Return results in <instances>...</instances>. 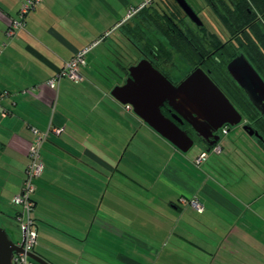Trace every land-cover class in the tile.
<instances>
[{"label":"crops","instance_id":"0c3cea01","mask_svg":"<svg viewBox=\"0 0 264 264\" xmlns=\"http://www.w3.org/2000/svg\"><path fill=\"white\" fill-rule=\"evenodd\" d=\"M144 1L44 0L28 15L25 29L10 39L6 30L23 0H0V222L16 223L18 209L12 200L23 184L34 140L31 128L61 129L59 135L50 133L43 146L44 171L33 196L38 231L34 252L47 260L52 261L44 252V238L53 231L76 243L71 264H108L111 259L112 264L134 263L123 253L125 200L107 194L110 187L119 191L113 180L130 171L123 160L137 136L136 120L133 110L111 96L116 81L108 90L93 77L109 82L104 64L111 59L121 62L117 79L136 64L135 58L127 65L113 58H123L125 44L136 49L130 32L141 12L124 19ZM97 41L86 56L81 82L63 79L57 88L48 85L77 52ZM144 129L165 146L168 159L149 172L147 187L156 191L148 199L154 212L149 226L138 213L129 220L136 221L138 231L147 228L155 246L165 244L160 263L264 264L263 171L250 166L249 174L239 171L237 178L223 177L217 167H197L193 177L191 163L177 148L150 127ZM211 149L201 145V153ZM195 200L202 212L191 205ZM7 206L14 209L13 216L6 213Z\"/></svg>","mask_w":264,"mask_h":264},{"label":"rangeland","instance_id":"374dc122","mask_svg":"<svg viewBox=\"0 0 264 264\" xmlns=\"http://www.w3.org/2000/svg\"><path fill=\"white\" fill-rule=\"evenodd\" d=\"M172 1L166 0L167 3H172ZM214 2L219 9H223L219 0H214ZM190 3L192 4V2ZM194 5L197 7L203 5V0H194ZM159 13H161V10L151 7L139 14L132 22L133 29H130V38L133 40L134 45H136V49H133L129 44H125L124 52H121L123 58L115 55L113 59H115V57L121 59L122 63L127 65V62L130 61L129 58H135L136 61V57L138 56L137 49L140 52H147L152 59L154 54L151 52H155L159 59L157 65L165 68L169 73L173 74L172 76H174L175 79L179 80L193 69V65L188 63L178 50L173 47L172 41H170L172 32L177 33V31H181L187 33L189 30L191 33L193 32L192 34L195 37L199 36L205 39L215 40L219 38L224 41V39L229 38L228 31L218 22L217 15L209 8H205L202 13L198 14L204 23L202 28L197 27L191 22L179 8L173 14L175 22L177 23H175V25L171 22L170 24L167 22L165 24ZM235 30L236 32L239 31V27H236ZM115 61L111 59L104 64V66H108L106 73L109 82L106 81L107 79L105 77H93V80L96 82L98 81V83L102 84V86L106 87L108 90L113 87V83L117 80V73L120 72L117 63L121 62L118 60ZM92 67L95 68L94 65H92ZM77 103L82 104L80 102ZM85 104H87V102ZM131 118L136 120L134 126L136 130L135 135L137 136L123 160V164L126 165L125 170L127 171V167H129L130 171L128 170L129 172H125V175L119 174L116 176L113 182L119 183V191L113 190L110 187L107 198L110 197L111 194L113 196L115 193V196L119 198L122 197L125 200L122 212L125 215L124 219L126 224V229H124L125 243L123 249L125 257L132 260L134 262L132 264H161L159 257L162 255V259L167 251L164 247L165 244H157V246H155L154 239L148 234V229L142 227L140 231L136 230V221L129 220V216L138 213L145 220L143 223L146 224V227L149 226V219L151 218L149 215L154 214V212H150L148 199L151 197V192H156L147 187V183L151 181L149 172L158 168L161 169L160 167H162L165 164V160L168 159V153L164 145H160L159 141L155 142L147 136V129H144L148 128L147 125L133 112H131ZM228 134V136L222 137L220 141L222 154L216 156L213 153H208L207 161L201 165V168L217 167L223 177H232L236 175L238 176L237 178H239L240 172L242 174L243 172L249 174L250 170L248 168L251 166L260 169V171L262 170L264 177V148L255 138L249 137L243 132L240 127H230ZM201 151V145L195 143L187 153L179 152L182 157L191 163L187 164L188 168L192 171L191 175L193 177H196L198 170L200 171V169H197V167L193 165V162ZM133 181H135V185L132 183ZM137 182L141 184L146 183V186L141 185L139 187V185H136ZM151 208L153 207L151 206ZM6 209V213L13 216L14 209L10 206H7ZM132 223L134 225L133 228L129 227ZM0 225L14 243L17 244L21 241L22 234L17 223L12 220L7 222L2 219ZM131 228L133 230H131ZM44 239L45 242L43 245L46 249L44 252L52 260H48L50 263L71 264L75 260L78 247H76V243L71 241L70 238L60 236L58 233L50 231V234L46 235ZM41 240L42 237L39 241ZM156 241H162V239L158 238ZM64 244H67V246H63ZM110 261L111 262L108 264L113 263L112 259ZM124 264L130 263L126 262Z\"/></svg>","mask_w":264,"mask_h":264},{"label":"water","instance_id":"95a60500","mask_svg":"<svg viewBox=\"0 0 264 264\" xmlns=\"http://www.w3.org/2000/svg\"><path fill=\"white\" fill-rule=\"evenodd\" d=\"M177 1L189 18L201 26V21L186 1ZM229 69L238 84L249 95L253 106L264 117L263 79L244 57L232 62ZM129 72L131 77L128 82L123 86L114 87L111 96L120 104L131 107L140 120L182 153H187L195 142L174 121L163 114L162 108L166 103L176 112L177 115L173 118L178 123H182L181 119H185L196 131H199L196 124L204 128L209 135L208 139H213L210 148L220 141L214 136L215 132L225 126L242 125L243 116L200 69L178 86H174L147 61L132 66ZM176 100H180L182 104H175ZM243 131L251 137L264 141L260 134L248 125L243 127ZM19 252L21 248L10 239L0 225V264H13V258ZM30 258L36 264H52L35 252L30 254Z\"/></svg>","mask_w":264,"mask_h":264},{"label":"flooded vegetation","instance_id":"af4514ba","mask_svg":"<svg viewBox=\"0 0 264 264\" xmlns=\"http://www.w3.org/2000/svg\"><path fill=\"white\" fill-rule=\"evenodd\" d=\"M160 1L155 0L154 2L151 3L149 7L150 8L155 7V9L161 10V13L159 14L161 18H163L162 20L163 22H165V24L166 22L169 24L171 22L173 25H175L176 22L173 14L178 8L186 15L187 18H189V16L180 7L177 0H173V1L171 0L172 3L171 2L167 3L166 0H163L165 1L164 5H162ZM185 1L201 21L202 25L198 26L189 18L190 21L193 22L199 28H202L204 26V23L202 22V20L200 19V15L198 14L202 13L205 8H209L214 12V8L217 7V4L214 2V0H203V5L199 7L194 5V0L192 1L185 0ZM219 1L221 2L223 9H225L226 7L228 8L231 7L233 10H235L236 8L235 5L233 4L234 0H219ZM190 2H192V4ZM218 22L221 23L219 20ZM243 31H240L241 34ZM192 33L191 31L188 30L187 33L177 31V33L172 32L171 34L172 38L170 41H172L173 47L178 50V52L185 58L186 61H188V63L193 65V69L189 71L187 74H185L183 78L179 80L175 79L174 76H172L173 75L172 73H169L165 68L157 65L159 59L156 56L155 52H151L154 54V57L152 59L147 52L145 51L140 52L137 49L138 56L136 57V61H135L136 64L134 66L138 65L141 61H147L154 67V69H156L162 75H164L174 86L180 85L188 77H190L192 73L200 69L212 80V82L228 98L231 104L253 105L249 95L247 94L245 89L238 84L231 70L229 69V66L231 65L232 62H234L240 57H244L252 65V67L256 70V72L260 75V77L264 81V76L257 70L249 54L245 53L244 52L245 49H242L238 43V40H240V38L244 41L245 38L242 37L241 34L236 35L237 34L236 32H232V33L228 32L229 38L224 39V41L219 38H216L214 40V39H205L199 36L195 37ZM193 43L195 44L196 47L193 46ZM249 48L251 49V47ZM129 69L128 70L126 69L123 75H121L120 78L116 80L114 87L123 86L128 82V80L131 77ZM175 104H182V103L180 102V100H176ZM234 107L243 116L242 125L239 127L243 130V127L245 125L250 126L252 129L257 131L264 140V134L261 133L260 130L261 126L259 124L261 120L260 119L253 120L251 117H249L248 115L244 114L241 110H239L236 106ZM179 109L182 111L181 108ZM162 112L166 117L170 118L182 130H184L194 140L195 143H199L200 145L204 146L207 149L210 148L213 139H208L209 135L204 130V128L196 124V127L199 129V131H196L194 127L185 119H181L182 123H178L177 120L173 118L177 114L173 109H171L168 103H166V105L162 108ZM259 114L261 116V119L264 121V117L261 115L260 112ZM214 136L221 139L222 129H220L218 132H215ZM259 141L264 145V141L262 140Z\"/></svg>","mask_w":264,"mask_h":264},{"label":"built area","instance_id":"2783aa9c","mask_svg":"<svg viewBox=\"0 0 264 264\" xmlns=\"http://www.w3.org/2000/svg\"><path fill=\"white\" fill-rule=\"evenodd\" d=\"M44 0H23V4L18 12V17L14 19L11 25L6 30L7 38L15 37L20 31L26 27V21L28 15L36 9ZM155 0H145L141 6L131 8L124 22L132 19L139 14L144 8L149 6ZM100 41L85 47L75 54V56L68 61L63 68L57 73V75L48 82V85L52 88H57L60 81L63 79H69L73 82H81L83 80L81 70L86 66V56L90 53ZM129 111L132 108L127 106ZM31 131L34 135V140L28 151V165L25 170L24 180L20 192L13 197V205L19 208V214L16 218L17 225L21 231L22 238L17 245L21 248V252L16 254L13 258V264H36L31 258L30 254L34 252L37 241L38 231L35 227V221L33 219V211L35 208V202L33 196L36 192V181L42 176L44 171V165L42 162V149L47 141L50 133L59 135L62 130L57 128H50L47 131H40L37 128L32 127ZM228 128L222 129V135H228ZM215 154L222 152V146L218 143L210 150ZM209 152V153H210ZM208 158V152H202L194 161L196 167H201ZM191 205L198 212L203 211V207L198 201H192Z\"/></svg>","mask_w":264,"mask_h":264},{"label":"trees","instance_id":"16d2710c","mask_svg":"<svg viewBox=\"0 0 264 264\" xmlns=\"http://www.w3.org/2000/svg\"><path fill=\"white\" fill-rule=\"evenodd\" d=\"M233 4L236 7L235 10L231 7H226L225 10L216 7L214 8V13L229 33L236 32V27H239L236 35L241 34L240 31L245 30L241 34L245 41L240 38L238 43L242 49H245L244 52L249 54L257 70L264 76V0H234ZM144 10L145 8L140 12L143 13ZM193 46H195L194 43ZM233 105L253 120L260 119L262 121L259 122L260 130L264 134V121L252 104ZM16 208L18 209L17 218L19 208Z\"/></svg>","mask_w":264,"mask_h":264}]
</instances>
